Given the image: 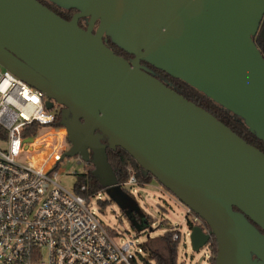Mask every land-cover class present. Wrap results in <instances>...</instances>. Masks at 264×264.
Masks as SVG:
<instances>
[{"label":"water","instance_id":"1","mask_svg":"<svg viewBox=\"0 0 264 264\" xmlns=\"http://www.w3.org/2000/svg\"><path fill=\"white\" fill-rule=\"evenodd\" d=\"M49 1L79 13L65 21L36 0H0V66L43 93L47 110L64 108V157L92 164L124 209L106 155L122 149L209 227L191 228L193 251L214 237L215 264H264V154L140 67L185 82L264 142V59L252 41L264 0H120L117 20L118 0Z\"/></svg>","mask_w":264,"mask_h":264},{"label":"built area","instance_id":"2","mask_svg":"<svg viewBox=\"0 0 264 264\" xmlns=\"http://www.w3.org/2000/svg\"><path fill=\"white\" fill-rule=\"evenodd\" d=\"M46 100L0 66V264H145L141 250L131 240L119 241L121 234L89 208L92 197L60 185L56 168L70 147L66 129L53 127L56 113L46 109ZM32 125L37 134L24 136ZM42 149L39 164L24 161ZM128 172L123 186L132 188L137 183ZM187 215L192 227H203L188 209ZM170 230L179 244V228Z\"/></svg>","mask_w":264,"mask_h":264},{"label":"rangeland","instance_id":"3","mask_svg":"<svg viewBox=\"0 0 264 264\" xmlns=\"http://www.w3.org/2000/svg\"><path fill=\"white\" fill-rule=\"evenodd\" d=\"M46 131L49 132V130ZM51 142H53L51 145L53 147L56 140ZM43 150L26 155L24 161L30 159L31 163L39 164ZM80 159V157L64 158L56 168L59 183L68 192L74 190L77 179L76 174H81L84 171L83 165L78 162ZM87 164V167L93 166L90 163ZM93 168V171H95L94 166ZM106 187L110 189L112 186ZM121 192L130 198L129 206L124 209L110 198L106 189L100 191L98 196L95 195L90 198L89 208L110 229L121 234L119 241L131 240L136 246L135 251L141 250L145 264H157L152 257L153 252L168 264V249L162 241V236L172 228H179L182 234V239L177 246L175 264H209L210 254L207 246L201 248L198 252L192 250L190 231L186 225L187 220L191 217L187 215L188 208L156 180H152L144 186H138L137 184L132 188L122 186ZM99 201L105 202L106 205H100ZM132 207L137 212L136 222H132L127 217L128 210Z\"/></svg>","mask_w":264,"mask_h":264},{"label":"trees","instance_id":"4","mask_svg":"<svg viewBox=\"0 0 264 264\" xmlns=\"http://www.w3.org/2000/svg\"><path fill=\"white\" fill-rule=\"evenodd\" d=\"M255 44L259 51L261 52L264 58V43L261 42L260 38L255 40ZM158 75H155V79L163 83L165 86L176 92L177 94L184 97L186 100L192 102L196 106L202 108L210 115H212L215 119H217L220 123L230 129L234 134H236L239 138H241L244 142L249 144L250 146L256 148L261 153L264 154V142L258 139L244 122L234 114L230 113L223 107L219 106L215 102H213L210 98L205 96L203 93L197 91L192 88L185 82L170 77L166 73L158 72ZM61 114L56 115L55 122L53 127L60 128ZM38 132V125H32L31 128L27 129L24 132V136L36 135ZM2 130H0V136H2ZM107 161L112 169L117 185L122 187L125 183H127L129 179L128 170L131 169L135 176V181L138 186H144L152 180H155L151 174L145 175L141 169V167L136 163V161L131 158L125 151L120 148H116L115 150H111L109 148L106 149ZM87 163L84 165V171L81 174H76V183L74 185V191L76 194L88 198L93 197L100 191H103L104 188L100 184L99 180L93 174V166L87 167ZM84 187L85 191H81V188ZM100 205L105 206V202L99 201ZM136 210L127 213L128 219L132 222L137 221ZM196 216V215H195ZM201 220V219H200ZM203 230L209 231V227L206 223L201 220ZM187 226L192 228V224L187 220ZM264 234L263 231H261ZM173 232L168 230L163 236L162 241L166 244L169 254V262L168 264H175L176 262V251L178 244L172 241ZM208 248L211 253V258L209 264H215V257L217 254V242L214 237L208 243ZM153 259L157 264H167L165 263L157 254L152 253Z\"/></svg>","mask_w":264,"mask_h":264},{"label":"flooded vegetation","instance_id":"5","mask_svg":"<svg viewBox=\"0 0 264 264\" xmlns=\"http://www.w3.org/2000/svg\"><path fill=\"white\" fill-rule=\"evenodd\" d=\"M36 1L38 3H40L42 6L46 7L48 10H50L56 16L60 17L61 19L65 20V21H71V19L76 14L79 13V10H77L74 7L64 8V7L60 6L59 4H57L55 2H52V1H49V0H36ZM117 6L120 7V1H118V5ZM116 13H117L116 14V20H117L118 15L120 13V8L116 9ZM89 23H90V17L87 16V17H83V18L79 19L77 24H78L79 28H81L82 30H87L88 27H89ZM98 25H99V20H97L95 22V24H94V26L92 28V33L93 34L97 30ZM263 28H264V15L261 18V21L259 23V27H258L257 33L252 38V41H253L254 44H255V40H257L258 38H260L261 42L264 43V40L262 39V36H261V31L263 30ZM102 41L111 51H113V53L115 55L123 58L125 61L130 63L132 61V59L134 58V56L124 52L122 49H120L118 46H116V44H114L112 42V40H111V38L109 36L103 35ZM255 46H256V44H255ZM256 48H257V46H256ZM258 51H259V49H258ZM260 54H261V52H260ZM261 56H262V54H261ZM140 67H141V69L143 71H145L147 74H149L152 77H154L155 75H158L157 74L158 72L165 73L164 71L155 68L154 66L150 65L149 63H147L146 61H143V60L140 61ZM63 110H64L63 107H61L59 105H54L53 111L56 113L57 116L62 114ZM101 142L106 144V139L102 138ZM90 157H91V154H90ZM133 210H134V208L132 207V208H130L128 210V212L130 213Z\"/></svg>","mask_w":264,"mask_h":264},{"label":"bare ground","instance_id":"6","mask_svg":"<svg viewBox=\"0 0 264 264\" xmlns=\"http://www.w3.org/2000/svg\"><path fill=\"white\" fill-rule=\"evenodd\" d=\"M118 1H120V0H118ZM118 1H117V5H118ZM118 8H120V10H121V2H120V7L117 6L116 9H118ZM116 14H117V13H116Z\"/></svg>","mask_w":264,"mask_h":264}]
</instances>
